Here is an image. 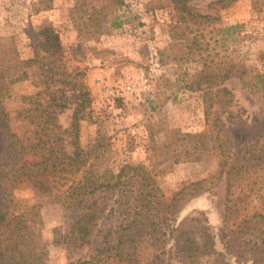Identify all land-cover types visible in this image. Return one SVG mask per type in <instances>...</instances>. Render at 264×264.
I'll return each instance as SVG.
<instances>
[{
	"label": "rangeland",
	"instance_id": "rangeland-1",
	"mask_svg": "<svg viewBox=\"0 0 264 264\" xmlns=\"http://www.w3.org/2000/svg\"><path fill=\"white\" fill-rule=\"evenodd\" d=\"M104 3L110 13L102 31L81 34L73 8L84 14ZM188 4L207 17L195 22L169 0H122L117 5L111 0H0L5 61L43 55L40 31L51 30L58 56L54 65L77 67L90 92V106L79 122L81 147L98 146L93 164L99 170L116 173L124 164L144 165L161 201L171 203L167 211L149 215L157 223L154 236L138 239L132 261L110 264H264V165L237 160L249 143L264 142V0ZM203 75L216 86L207 89ZM33 80L37 78L12 86L4 100L7 110L20 107V94L36 90ZM223 87L233 94L230 108L236 116L243 109L241 118L223 111L218 136L206 137L202 146L192 147L190 140L184 145L183 133L211 135L205 97ZM219 108L214 101L212 110ZM71 113L72 107L64 109L57 123L68 127ZM6 155L0 126V162ZM232 163L242 168L227 178ZM137 184H143L141 179ZM117 196L99 190L84 200L101 213L100 236L93 245L102 246V236L116 241L120 235ZM30 207L45 244L42 264H67L89 255L88 248L53 242L59 233H68L71 212L21 178L15 181L9 208L19 212ZM180 228L201 249L210 243V253L179 251L174 235Z\"/></svg>",
	"mask_w": 264,
	"mask_h": 264
},
{
	"label": "trees",
	"instance_id": "trees-1",
	"mask_svg": "<svg viewBox=\"0 0 264 264\" xmlns=\"http://www.w3.org/2000/svg\"><path fill=\"white\" fill-rule=\"evenodd\" d=\"M169 1L177 12L194 18L195 22L207 17L192 11L188 4L190 0ZM111 3L121 4L122 0H111ZM108 4L97 8L93 6L90 13L85 11L84 14L78 7L73 8L78 12L80 21L76 24L81 34L93 36L102 31V25L110 13ZM40 34L43 35L39 42L44 50L43 55L36 54L24 62L15 58L6 62L0 48V126L7 147V155L0 162V264L43 263L45 244L35 230L31 207L19 212L9 208L15 181L21 178H27L47 201L60 203L70 210L68 233H59L53 242H67L74 250L88 248L91 251L88 256L78 257L67 264L129 263L138 239H147L148 234L154 236L157 223L150 221L149 215L157 216L159 209L166 208L167 211L171 203L161 201L156 188L149 182L150 170L144 165L124 164L116 173L112 169L99 170L95 167L93 159L97 157L98 146L92 144L85 149L79 144V122L90 106V92L84 81L79 79L82 73L77 67L66 69L62 63L54 65L58 61V56L54 55V33L45 28ZM31 76L37 78L33 80L36 90L20 94V107L7 110L4 100L11 95L12 86ZM205 78L206 75H203L201 79L209 81L207 89L216 86L212 80ZM214 101L220 104L217 110H212ZM205 102L204 116L211 127V135L206 131L183 133L180 140L184 145L190 140L194 142L192 147L202 146L206 137L218 136L223 111L229 118H241L243 109L240 108L236 116L237 112L230 108L233 94L227 87L209 91V98L205 97ZM69 106L72 107L71 121L64 128L57 123L56 117ZM170 144L168 142L167 145ZM68 146L70 150H67ZM237 160L247 166L264 165V142L256 140L249 143ZM236 167L232 163L226 172L227 178L242 168L240 165L239 169ZM139 169L141 172L136 174ZM128 171L133 173L129 175ZM139 179L143 184H137ZM99 190L119 193L114 202L122 216L117 240H107L106 236H102V246L93 245V239L100 236L98 222L101 213L97 207L84 201ZM124 236L127 238L123 239ZM174 244L179 251L192 255L210 253L212 249L210 243H206L202 249L195 245L183 236L182 228L176 230Z\"/></svg>",
	"mask_w": 264,
	"mask_h": 264
}]
</instances>
